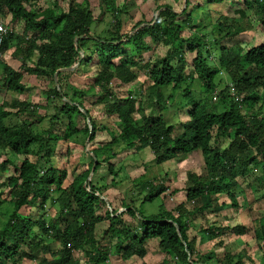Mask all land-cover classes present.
<instances>
[{
  "label": "trees",
  "instance_id": "obj_1",
  "mask_svg": "<svg viewBox=\"0 0 264 264\" xmlns=\"http://www.w3.org/2000/svg\"><path fill=\"white\" fill-rule=\"evenodd\" d=\"M82 1L80 5L70 0L56 12L59 7L54 2V8L41 9L39 0H0L1 18H10L6 22L9 34L3 54L13 45L16 51H23L25 60L37 53L32 66L20 69L29 75L50 78L55 84L49 93L53 94L51 100L58 99V104L48 121L54 124L61 115L67 121L68 132L81 131L87 135L88 143L93 142L99 129L85 101L74 99L76 94L84 99L90 97L88 93L93 88L79 93L72 88L66 93V84L62 85L70 74L86 76L88 66L97 67L92 80L100 89L96 95L103 93V114L117 119L115 130L100 126L109 133L110 141L91 149L85 147L89 161L82 163V171L66 187L65 173L45 158L54 151L51 144L66 138L67 133L58 135L49 128L46 136L34 134L32 128L46 116L25 102H20L14 113L19 119L17 124L8 126L4 120L14 114L0 107V149L23 156L20 165L13 164V175L5 179L8 203L14 212L0 228V264H23L27 260L36 264H79V259L83 264H108L110 257L145 264L151 256L148 247L152 242L165 258L177 261L175 264H257L253 255L245 252L246 244L240 245L243 250L229 252L222 241L227 235L244 236L248 230L242 224L224 225L229 221L225 214L228 204L241 209L239 194L233 190L238 187L237 176L244 178L246 189L240 192L245 199L243 209H249L250 221L256 223L253 244L264 264V42L250 48L241 46V36L254 28L249 12L264 30V0H200L202 4L195 5L191 0H174V6L156 4L149 20L143 17L126 32L119 18L122 13L114 6L109 12L112 21L97 32L94 26L103 21V16L94 18L90 0ZM106 2L113 5V0ZM214 5L233 14H219L207 33L199 26L203 18H211L209 7ZM192 8L197 15H192ZM21 23L23 33L17 37L15 27ZM188 26L203 35L185 38ZM27 34L31 39L21 50ZM147 37L167 48L164 56L143 59V54L150 51ZM186 52L195 54L188 71ZM116 61L120 62L118 72ZM220 73L227 77L230 87L226 84L218 88ZM140 74L144 79L139 81L137 105L131 97L118 98L109 88L113 81L123 85L139 80ZM22 76L8 65L0 73L5 88L17 94L28 89ZM215 92L217 100L213 101ZM171 104L176 107L175 115L183 114L185 120L177 117L169 122L165 118L163 112ZM139 110H143V116L134 120L132 115ZM219 137L230 141L220 146ZM146 148L155 154L156 163L197 154L204 161V174L190 172L188 188L171 191L162 181L142 182L140 186L146 190L143 202L152 203L164 194L157 214L147 216L141 207H131L126 201L121 209H113L102 195V188L115 187L121 172L114 169L111 160L119 153ZM107 152L111 154L99 159V154ZM9 163L2 162L0 170ZM105 164L112 178L109 185L101 186V181L94 179ZM257 193L260 195L255 198ZM180 194L185 197L184 203L179 202ZM222 197L229 203L222 202ZM3 201L0 197V204ZM190 202L197 205L187 208ZM21 210L27 214L17 215ZM205 211L221 215L222 222L200 229L202 241L220 239L217 247L224 250L208 249L203 253L197 250L195 239L188 237L189 224ZM101 223L105 225L97 233ZM51 241L59 243L55 251L47 245ZM77 251L83 252L84 260L75 256ZM46 254H51V259ZM165 258L161 264H169Z\"/></svg>",
  "mask_w": 264,
  "mask_h": 264
},
{
  "label": "rangeland",
  "instance_id": "obj_2",
  "mask_svg": "<svg viewBox=\"0 0 264 264\" xmlns=\"http://www.w3.org/2000/svg\"><path fill=\"white\" fill-rule=\"evenodd\" d=\"M70 0H39V6L41 9H48L54 8L55 5H58L59 8H55V11L58 12L59 9H64V7L67 6L68 2ZM78 4L83 5L82 0H75ZM193 2V5L195 3L202 4L200 0H191ZM53 2L55 5H53ZM90 8L93 13L94 18H100L103 19V21L98 22L95 24L94 29H96L97 32L103 30V28L107 27V25L112 21V17L110 16V10L114 7L116 9L120 10L122 13L119 17L123 21V27L124 31H129V29L139 20L144 18H147L148 20L151 18V13L155 9V5H163L168 4L171 6L176 5L174 3V0H125L123 3V0H113V5H110L106 2V0H90ZM99 6L102 7V10L99 8ZM179 8V7H178ZM177 8V9H178ZM211 10V18L205 17L201 20L200 28H203L206 30L207 33H210L211 27L209 24L211 22H214L219 14H223L225 16H231L233 13L225 8L220 9L215 8V5L212 7H209ZM193 10V8H192ZM192 15H197V11L193 10ZM248 16L251 18V21L253 22L254 28L253 30L247 31L246 34L241 36V46L243 48H250L252 46H255L261 42H264V30H262V26L259 23H256V20L251 15V12L248 13ZM252 16V17H251ZM4 20H8L7 18ZM100 21V20H98ZM23 23H21V26L18 28L15 27L14 31L17 34V37H21L23 33ZM186 30L187 33L184 34V37L191 34H198L199 36L203 35V33H198L193 30V28H189ZM31 34H27L25 37V42H23V48H25L27 45V42ZM147 42L150 46V51L143 54V59L148 60L149 57H157V56H164V54L167 51V48L161 45V42H156L151 40L149 37H147ZM16 46L13 45L7 49L5 52V55L3 58L4 61L1 63L0 66V73H2L4 66L8 65L12 67L15 71L22 74L21 81L25 83L26 87H28L27 91L23 94H17L12 91H8L5 88V84L3 80L0 77V107H2V110H9L13 114L18 110L19 103L25 102L29 104L36 112L45 115L46 119L41 121L39 124L34 126L32 128V132L39 136H46L47 129L51 128L52 130H56V134L62 135L64 132L67 135L66 138H61L58 141L56 140L55 144H51V149L54 148V153L52 152L51 157H46L45 159L49 158L50 165H52L55 169H57L60 173H65V179L63 181L64 186H68L70 182L80 174L82 171V163L85 161H89L87 158V154L85 152L86 149H91L92 147H98V143H106L110 141L109 133L104 130H100V126H108L110 129H116L117 125V119L116 118H109L103 114V108L105 103L102 101L101 103V95H96L97 92L100 91L98 86L95 84L93 85L94 81L92 78H94V75L97 72L96 66H88L87 67V75H78V74H70L69 76L65 77L64 82L62 85L66 84V88H64V91L66 93L71 92L69 89L75 88L76 92L79 93L81 91L87 90L88 88L92 87L93 90H91L88 94L90 97L83 98L80 97L78 94L74 96V99L79 98L80 101H85V108L91 111L92 118L95 120V124L98 127V131L95 133V139L93 142L88 143L87 142V135L85 133H82L81 131L77 134H71L68 132V127L66 125V120L59 115L58 119L54 120V124L50 123L48 119L54 115L55 112V105L58 104V99L51 100L53 97V94L49 93L52 89L55 88V84L51 82L50 78H43V77H36L34 75H29L26 72H23V69L21 70L24 65L32 66L38 59L37 53H33L31 59L25 60V58L22 56V52L16 51ZM195 57L194 53H185V60L187 62V66L185 67L188 71L191 69L190 63L192 59ZM211 60H215L212 58ZM116 68L117 72L120 68V62L116 61ZM115 68V69H116ZM222 72V71H221ZM222 81H217L218 88L221 89L226 84L230 87V82L223 75V73H220ZM142 77V75L140 74ZM144 79L142 77L139 80H136L130 84H119L117 81H113L109 88H111L116 96L118 98H126L131 97L134 101V103L137 105L140 101V89H141V81ZM59 82V81H58ZM61 82V81H60ZM59 86L61 85L58 83ZM58 86V85H57ZM50 98V99H48ZM217 100V99H216ZM213 99V101H216ZM175 105H172L168 107L166 111H164V116L166 119H168L169 122L173 120H177V117L175 115L176 109ZM258 108V105H257ZM143 110H139L135 114L132 115L134 120H139L143 116L142 112ZM151 112V109H150ZM149 113V111H148ZM263 117H264V108L262 111ZM181 120H185V116L183 114H178ZM178 117V118H179ZM53 118V117H52ZM18 117L15 116V114L4 120L5 124L8 126H14L15 123L17 124ZM19 120V119H18ZM52 122V119H51ZM77 123V122H76ZM78 125V124H77ZM230 141V139H224L223 137L218 138V144L220 146H225ZM55 146V147H54ZM48 151V148H46V152ZM111 152H107L106 154H99V159H102L106 157L107 155H110ZM254 154V152H252ZM155 154L149 150V149H143L138 152H123L119 153V155H116L117 158L112 159L111 163L114 164V169H120V175L117 184L115 187L108 186L106 189L102 188V195L106 198V201L108 204L111 205L113 209H121L122 204L124 201L129 203L131 207H141L142 211L145 215H153L157 214L159 210V206L161 204L160 199L164 196H160V199L154 200V202H143L144 195L146 193V190L142 189L140 184L145 181L154 180L153 182L159 183L160 181L165 184L169 191L173 189H186L189 186V180L187 179V176L190 172H198L199 174H204V161L203 159L197 155H188V156H180L174 160L164 162V163H156L153 160V157ZM23 159L22 155H16L10 151L1 150L0 149V164L4 161H9V164H6L5 168L0 170V192H1V199H5V202L3 201L2 204H0V228L2 227V224H4V221L10 217L13 212L14 208L13 206L9 205L8 203V197L7 194L9 192L8 187L6 186L5 180L7 177L13 175L14 165H20L21 161ZM32 159V158H31ZM14 164V165H13ZM112 178V175L108 173L107 171V164L102 165L100 167L97 176H95L94 181L99 182L101 181L102 185H109L110 180ZM237 182L238 187L233 189L235 192H238V198L237 201L239 205L241 206L240 210H235L228 204L225 209V214H227L229 221H227L224 225L229 226H236L238 224L245 225L248 230L247 233L244 236L240 237H233L231 235H227L224 238H222L223 245L226 247V250L229 252H232L236 249L243 250L240 245L246 244L247 247L243 248L245 249V252L253 255L255 258L257 264H261L260 256L262 255L258 248L254 246V240H253V230H254V222L250 221V214L249 209H243V205L245 202L244 195L240 192L243 191L244 188V178H241L240 176H237ZM135 185V186H134ZM99 186V185H98ZM250 194V193H249ZM260 194L257 193L256 195H253L255 198H257ZM253 196L250 195V198L253 200ZM222 202L229 203V200L226 197H222ZM179 202L184 203L185 197L183 194H180ZM197 205V202H190L186 204L187 208H191ZM52 207V206H51ZM27 210V208H25ZM251 209L254 211V206H251ZM50 210V208H48ZM263 210H261L262 212ZM103 212V211H102ZM50 215V211H46ZM99 213V211H98ZM27 214L24 210H21L19 214L24 216ZM51 215H56V207L53 206V211L51 210ZM216 214L208 212H204L203 214L197 215L194 220L189 224V231H188V237L189 239H195L197 250L205 253L208 249L209 250H215L216 252L221 251L224 248H218L217 243L220 239L217 240H211V241H202L203 234L200 231L202 228H207V224H211L212 222H222L221 215L216 217ZM52 216V217H53ZM254 218H257L255 216ZM134 223V219H131ZM255 221V220H254ZM104 223H101L97 226V233L100 232V230L104 227ZM254 227V228H253ZM204 240V239H203ZM202 241V242H201ZM103 244H106L104 242ZM48 247L51 249V251H55L59 247V243L56 241L47 242ZM149 250L151 251V256L149 258L145 259V264H161L162 260L165 258V255L159 251V249L156 247L155 243L152 242L149 245ZM83 252L77 251V254L75 253L76 257H81L84 260ZM48 259H51V254L45 255ZM169 261V264H175L177 261H174L173 259L165 258ZM131 261L130 263H132ZM79 264H83V261L79 259ZM129 262H123L117 257H110V262L108 264H130ZM23 264H36V262L33 261H24ZM132 264H141V262L138 263V261L133 262Z\"/></svg>",
  "mask_w": 264,
  "mask_h": 264
},
{
  "label": "built area",
  "instance_id": "obj_3",
  "mask_svg": "<svg viewBox=\"0 0 264 264\" xmlns=\"http://www.w3.org/2000/svg\"><path fill=\"white\" fill-rule=\"evenodd\" d=\"M8 34H9V30H8L7 24L4 21V19H2L1 16H0V65H1L2 59L4 57L3 45H4L5 41L8 38ZM230 91H231V94H232L233 93V89H230ZM216 98H217V92H215L213 94V99L216 100ZM238 100H240V99H238Z\"/></svg>",
  "mask_w": 264,
  "mask_h": 264
},
{
  "label": "crops",
  "instance_id": "obj_4",
  "mask_svg": "<svg viewBox=\"0 0 264 264\" xmlns=\"http://www.w3.org/2000/svg\"><path fill=\"white\" fill-rule=\"evenodd\" d=\"M8 20L6 21V20H4L5 22H8L9 20H10V18H7ZM16 28H18V26L16 27ZM16 31V30H15Z\"/></svg>",
  "mask_w": 264,
  "mask_h": 264
},
{
  "label": "water",
  "instance_id": "obj_5",
  "mask_svg": "<svg viewBox=\"0 0 264 264\" xmlns=\"http://www.w3.org/2000/svg\"><path fill=\"white\" fill-rule=\"evenodd\" d=\"M68 70L70 71L71 69H68ZM68 70H66V71H68ZM62 71H64V70H62ZM56 74H57V73H55V76H56Z\"/></svg>",
  "mask_w": 264,
  "mask_h": 264
}]
</instances>
